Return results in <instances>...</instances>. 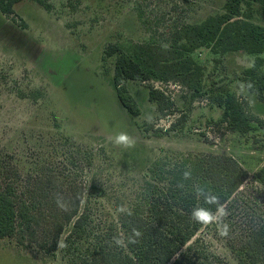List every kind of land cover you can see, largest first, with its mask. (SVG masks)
<instances>
[{"label": "rangeland", "instance_id": "rangeland-1", "mask_svg": "<svg viewBox=\"0 0 264 264\" xmlns=\"http://www.w3.org/2000/svg\"><path fill=\"white\" fill-rule=\"evenodd\" d=\"M47 2L48 11L23 1L15 5L14 16L0 14V155L18 169L21 184L43 183L46 178L38 176L52 175L58 182L60 177L81 185L85 188L81 208L87 209L97 230L116 223L118 209L137 197L147 165L166 153L232 156L247 172L246 186L262 190L253 177L264 164V130L253 125L255 130L239 136L213 126L210 121L217 120L221 110L205 97L191 99L189 90L173 81L129 83L141 110L131 119L111 85L114 57H103L108 44L124 52L149 41L155 48H168L174 30L220 12L225 0ZM259 19L264 25V16ZM197 54L206 69V83L228 85L245 101L250 115L264 120V102L236 86L251 58L241 53L215 58L204 50ZM148 85L173 101V116L156 120V107L146 97ZM180 116L184 123L154 136V130H166ZM145 123H153L147 134L139 128ZM121 132L135 140L133 147L114 143ZM263 192L253 189L250 194L263 203ZM68 197L65 192L57 200L65 202ZM227 213L217 228L207 227L198 236L226 264H246L229 246L235 245L253 211L235 206ZM223 224L228 225L227 236L221 235ZM63 237L51 254L26 240L2 238L0 264H69Z\"/></svg>", "mask_w": 264, "mask_h": 264}, {"label": "trees", "instance_id": "trees-1", "mask_svg": "<svg viewBox=\"0 0 264 264\" xmlns=\"http://www.w3.org/2000/svg\"><path fill=\"white\" fill-rule=\"evenodd\" d=\"M23 1L33 2L46 11L50 9L47 0H0V14L14 16L15 5ZM261 16H264V0H225L220 12L174 30L168 48H155L149 41L124 52L108 44L103 57H114L111 85L119 105L131 119H136L141 110L128 84L173 81L188 89L191 99L205 97L211 107L221 110V116L210 121L213 126L239 136L255 130L253 125L264 130V120L250 115L245 101L228 85L206 83V69L197 60V53L202 50L215 58L232 53L251 58L250 66L242 69L236 78V86L263 103ZM146 90L147 101L156 107L157 121L174 115V103L163 90L153 85H148ZM184 122L180 116L166 130H154V136L167 134ZM139 128L147 134L153 130V123ZM185 171L191 172L189 179L183 178ZM41 178L46 181L37 180L42 183L40 186L35 182L21 184L18 169L0 155V239L15 237L20 243L26 240L51 254L64 236L63 254L69 264H226L198 236L207 227L217 228L219 223L204 225L191 218L192 210L199 207L218 215V205L205 203L198 194V188L202 187L217 196L226 211L235 206L253 211L243 233L229 248L246 264H264V202L258 203L250 194L253 189L264 191V164L253 177L262 189L259 190L246 186L247 172L232 156L166 153L147 165L142 187L126 208L131 215L120 212L116 223L104 230L94 229L87 209L81 208L84 187L62 181L60 177L58 182L52 175L37 177ZM94 188L91 185L89 189ZM65 192L69 197L58 204L57 197ZM49 194L54 196L43 198ZM133 227L142 236L138 243L128 244L127 237ZM114 238L123 239L126 246H118Z\"/></svg>", "mask_w": 264, "mask_h": 264}, {"label": "clouds", "instance_id": "clouds-1", "mask_svg": "<svg viewBox=\"0 0 264 264\" xmlns=\"http://www.w3.org/2000/svg\"><path fill=\"white\" fill-rule=\"evenodd\" d=\"M114 143L116 145H122L125 148H131L135 145V140L130 137L127 133L121 132L115 137ZM191 177L190 171H185L183 173L184 179H189ZM182 187V185H181ZM198 194L204 198L205 203L208 204H217V213H213L210 209H205L203 207L194 208L191 213V218L200 224L208 225L212 223H221L223 218L228 215L227 211L224 209L222 205L219 204V199L217 196L212 195L210 190H205L204 188H198ZM59 204V201H58ZM63 206V205H60ZM118 211L120 212H127L128 215H131V212L126 209L125 206H121ZM221 235L227 236L228 235V225L223 224V230ZM142 236L141 231L137 228L133 227L131 234L127 237L128 244H136L139 242V238ZM115 243L118 246H126L125 241L120 238H114Z\"/></svg>", "mask_w": 264, "mask_h": 264}]
</instances>
